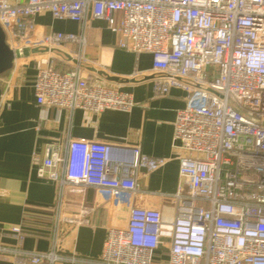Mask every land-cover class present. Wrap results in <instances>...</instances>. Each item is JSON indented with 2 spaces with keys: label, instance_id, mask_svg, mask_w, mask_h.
I'll list each match as a JSON object with an SVG mask.
<instances>
[{
  "label": "built area",
  "instance_id": "obj_1",
  "mask_svg": "<svg viewBox=\"0 0 264 264\" xmlns=\"http://www.w3.org/2000/svg\"><path fill=\"white\" fill-rule=\"evenodd\" d=\"M47 11L81 23V32L40 34L35 16ZM90 18L106 20L120 47L152 54L155 95L173 86L188 91L175 123L174 139L185 153L166 264H264V0H0V24L13 49L74 43L84 51ZM86 64L59 68L41 55L38 103L96 112L133 107L131 93L96 83ZM166 161L136 145L70 139L65 152L48 145L37 172L91 185L106 199L111 223L99 263L154 264L162 212L134 200L138 171ZM11 234L21 244L22 228ZM10 251L0 245V257ZM14 256L26 264L61 259L55 250L19 247Z\"/></svg>",
  "mask_w": 264,
  "mask_h": 264
},
{
  "label": "crops",
  "instance_id": "obj_2",
  "mask_svg": "<svg viewBox=\"0 0 264 264\" xmlns=\"http://www.w3.org/2000/svg\"><path fill=\"white\" fill-rule=\"evenodd\" d=\"M121 14H115L118 23ZM40 34L81 32V23L56 19L50 12L35 16ZM86 47L63 43L57 51L18 58L12 69L0 76V245L9 248L0 264H26L15 250L57 251L56 264H101L111 218L106 199L91 185L56 181L38 175L37 167L54 144L66 151L70 139L96 140L118 147L139 146L144 154L165 157L166 163L152 172L138 171L140 190L134 204L162 212L161 247L154 264H166L172 243L178 189L179 162L185 151L174 139L178 111L187 104L188 91L173 86L157 96L153 57L118 44V33L104 19L90 18ZM41 55L52 58L59 68L75 60L87 63L86 72L100 85L132 94L131 109L106 108L96 112L38 103L34 83ZM90 67L96 70H91ZM87 214H82L83 209ZM121 213L127 211L123 209ZM87 219L88 222H85ZM14 226L24 237L18 245L11 234ZM14 250V251H13Z\"/></svg>",
  "mask_w": 264,
  "mask_h": 264
},
{
  "label": "water",
  "instance_id": "obj_3",
  "mask_svg": "<svg viewBox=\"0 0 264 264\" xmlns=\"http://www.w3.org/2000/svg\"><path fill=\"white\" fill-rule=\"evenodd\" d=\"M57 51L59 53H64L60 49L49 47V46H34V47H23V48H16L13 49L7 41L6 33L0 24V76L12 69L15 63V59L21 57H27L34 53H48ZM66 56L69 58L70 55L67 53ZM76 63L82 64L81 61L75 60ZM88 67V66H87ZM91 70H96L95 68L90 67ZM97 71V70H96ZM3 90L0 85V100L2 98Z\"/></svg>",
  "mask_w": 264,
  "mask_h": 264
}]
</instances>
